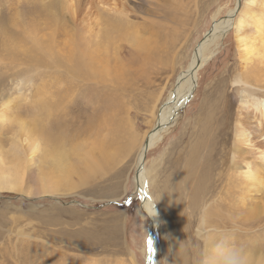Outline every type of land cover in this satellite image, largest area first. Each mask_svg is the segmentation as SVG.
<instances>
[{
    "label": "rangeland",
    "instance_id": "374dc122",
    "mask_svg": "<svg viewBox=\"0 0 264 264\" xmlns=\"http://www.w3.org/2000/svg\"><path fill=\"white\" fill-rule=\"evenodd\" d=\"M236 7L237 0H0V107L13 111L11 123L0 124V175L17 185L0 192V264H147L150 218L135 188V158L159 129L142 163L147 204L159 217L157 264H199L212 235L244 233L255 220L254 232L239 235L259 247L264 165L251 187L246 171L259 162L236 140L235 121L241 101L264 100V7L240 0L234 13L258 22L249 61L233 26L203 45L209 58L192 94L159 126L197 46ZM19 121L42 144L32 159ZM57 143L69 154L59 176L44 153ZM223 154L219 178L213 157ZM249 209L263 219L242 221Z\"/></svg>",
    "mask_w": 264,
    "mask_h": 264
},
{
    "label": "bare ground",
    "instance_id": "6f19581e",
    "mask_svg": "<svg viewBox=\"0 0 264 264\" xmlns=\"http://www.w3.org/2000/svg\"><path fill=\"white\" fill-rule=\"evenodd\" d=\"M246 1H248V3L250 5H254L256 7H264V1L263 2H261L259 0H246ZM103 5H105V4H103ZM110 6H112V5H110ZM238 7H239V3H238V0H237L236 9L233 10L227 16V19L230 16L229 20L227 21V19H223V22L219 21L218 23H215L213 25V27H212L213 29L210 31L208 37L204 40V43L200 44L199 46H197L196 51L194 52V54H193V56L191 58V63L188 65V68L186 69V71L178 79L177 89H176V91H175V93L173 95V105L171 107H169L165 112L162 113L159 126H162V125L166 124L169 121V119L172 116H174L175 111L184 104L186 97L192 92L191 90H192V87H193V84H194V81H195L196 72L201 67V65L204 63V61H206V59L209 58V56L206 55L208 47L204 48V50H203V45H205L206 43H208L210 41H214L216 38L220 37V35L225 34L230 26H233V28L235 30V34H236V38L235 39H236V44H237V47H238V51H239V53H243L245 61H249V57L248 56L252 55L253 51H254L253 50L254 47H252V44L254 43L253 36H254L255 33H257L259 26H258V22L257 21H254L253 24L249 25V24H246L245 20L243 18H241V17H238V18L234 19V17H235L234 13H235V11L237 10ZM221 23H222V25H221ZM224 25H225V27L223 28ZM213 34H214V39L213 40H207L210 37V35H213ZM205 55H206V57H205ZM86 66H87V64L78 65V67L80 69H83ZM234 83L236 84V82H234ZM237 83H239V81ZM242 84H244V83H242ZM258 102L259 101H257V103L254 106L248 107V104H247L248 100L247 99H244V101H241L240 104H239V107L237 109V113H236L237 114V118H236V121H235V130H237L236 134H235L237 136V137L235 136L236 140L239 142V144L241 143L242 145H245L249 149H251L252 152L255 153L254 155L256 156V159L259 162L258 164L256 163L257 164L256 168H254V169H249L250 167L247 168L246 175H245L249 182H253V185H251V187H253V188H256L254 183L257 182V181L259 182V179H260L259 178L260 177L259 174H261L260 165H262V164L264 165V100L259 102V103ZM11 109L12 108L5 107V106H3L2 108L0 107V124H4L6 122L7 123H11L12 117L10 115H13V111ZM16 125H17L18 133H19L20 136H27L28 138L31 139V143L24 141L25 145L28 146L27 147V155H28V157L30 159H32V158L35 157V155H40L42 150H43V148H42V144H40L38 139L36 138L37 135L35 136V134H32V132L29 130L30 129L29 126L27 125V123L25 121L24 122L19 121V122L16 123ZM203 127H205V125ZM159 130L154 131L147 138L145 136L146 139L144 138L143 142L138 147L136 158H135V167H136V172H135L136 187L135 188H136V190H138L137 194L140 197L141 206L144 204V208L147 211L146 214L150 218V228H149V234L150 235H149V239H147V241H148L147 242L148 259L146 261L147 264H157L158 263L157 259H156V249H155L156 238H155V233H156V229H157V224L159 222V217H158V213L157 212L154 213V208L151 205L147 204L149 202V196L147 195V189H146V184H145V178L147 177V175H146L147 172H144V169L142 168L144 166L142 165V163L144 161L145 154L147 153L148 149H150L155 144V141L157 139H160L159 134L161 132ZM221 133H222V131H221ZM157 142L158 141H156V143ZM215 142H216L217 145L221 146L220 145L221 142L218 139H216ZM57 146L60 147L59 151L57 149ZM46 147H47V150L44 151V153H46L47 158L49 159V161L52 164H57V167H58L57 170H56L57 171V175L58 176H59V174L60 175H64L63 172L61 173V171H62L63 167H66V165L64 164V160L68 158L69 154L66 153L63 150V145L61 143H57L56 146H51V147H49L47 145ZM252 148H254V150ZM238 155H239V153L237 154V149H236V150L233 151V157L232 158L235 159ZM223 156H224V154L221 156V158H218V159L213 157V159H214L213 161H215L216 164H215V167L212 170H217L218 171V174H219L218 177L221 175L219 178H221L224 175V173H222V172H224L226 170V169L225 170L222 169V166H224V167L226 166L227 156H225V157H223ZM226 168H227V166H226ZM212 170H211V172H212ZM48 172H49V170H48ZM65 173H67V172H65ZM45 174H46V172H45ZM66 180H68V179H66ZM219 180L220 179H218L216 181L220 182ZM226 181H227V179H226ZM59 182L63 183L62 181H59ZM210 183H211V186L213 188V191L216 192L217 185H212V179L210 180ZM258 185H260V183H258ZM16 187H17L16 182H15V180H14V178H13V176L11 174L5 172L4 174L0 175V192H2V191L10 192V191L16 190ZM50 187H52V185ZM50 189H52V188H50ZM228 189H229V187H228ZM43 195H46V194H43ZM219 202L223 203V200H219ZM240 203L242 205L244 204V202H240ZM252 210L253 209H249L248 210L250 212H247L248 213L247 216H246L247 213H245L244 216L242 215L243 217L246 218V219H242V221L249 222V220L257 219L261 215V213L263 212V211H258V214H257L256 211H254V210L252 211ZM260 217H261V220H262L263 217L262 216H260ZM220 218H221V216H220ZM222 221H224V220H222ZM255 221H257V220H255ZM255 221H253V223H250V225L248 224V228L249 229L247 228V229L243 230L242 228H240L239 231H244V233L241 232L242 235L244 234L243 237L244 236H248L247 234L249 232H254V227H249V226H252L255 223ZM205 223H206V221L204 220L202 222V224L205 225ZM219 223H220V221H219ZM222 226H224V225H222ZM206 227L204 229H207ZM209 227H211V225ZM220 227H221V225H220ZM215 228H216V230H218L219 227L214 224V228L213 229H215ZM241 233H235L234 234L235 243L245 247L248 250V252L251 255L252 264H264V252H263V250H264V241H260L259 247H256L252 243L243 244V241H242L243 238L242 237L240 238L241 235H239ZM262 235H263V239H261V238L260 239L264 240V229H263V234ZM210 237L211 236L209 235L208 238H210ZM212 237H213V235H212ZM149 242H151V248H152L151 252L149 251V247H150ZM209 245H207V248L209 247ZM183 261H185V259ZM183 261L180 259L179 263L180 264H182V263L184 264Z\"/></svg>",
    "mask_w": 264,
    "mask_h": 264
},
{
    "label": "clouds",
    "instance_id": "9594fccd",
    "mask_svg": "<svg viewBox=\"0 0 264 264\" xmlns=\"http://www.w3.org/2000/svg\"><path fill=\"white\" fill-rule=\"evenodd\" d=\"M199 264H252V259L245 247L235 243L233 230L213 236L209 247L201 254Z\"/></svg>",
    "mask_w": 264,
    "mask_h": 264
},
{
    "label": "snow or ice",
    "instance_id": "6c2138e0",
    "mask_svg": "<svg viewBox=\"0 0 264 264\" xmlns=\"http://www.w3.org/2000/svg\"><path fill=\"white\" fill-rule=\"evenodd\" d=\"M149 245H150V247H149V251L151 252V251H152V248H151V242H149Z\"/></svg>",
    "mask_w": 264,
    "mask_h": 264
},
{
    "label": "water",
    "instance_id": "95a60500",
    "mask_svg": "<svg viewBox=\"0 0 264 264\" xmlns=\"http://www.w3.org/2000/svg\"><path fill=\"white\" fill-rule=\"evenodd\" d=\"M238 3H239V5H240V0H238ZM210 31H211V30H209V31L207 32V35H209Z\"/></svg>",
    "mask_w": 264,
    "mask_h": 264
}]
</instances>
